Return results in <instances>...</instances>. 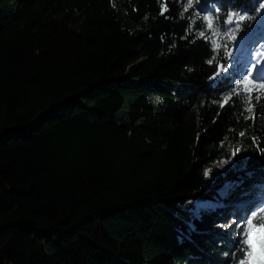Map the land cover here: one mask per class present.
<instances>
[{
    "label": "trees",
    "instance_id": "trees-1",
    "mask_svg": "<svg viewBox=\"0 0 264 264\" xmlns=\"http://www.w3.org/2000/svg\"><path fill=\"white\" fill-rule=\"evenodd\" d=\"M200 3L0 0V264L247 261L219 191L264 206V94L236 79L264 7L207 0L209 29ZM235 148L246 168L209 179Z\"/></svg>",
    "mask_w": 264,
    "mask_h": 264
},
{
    "label": "rangeland",
    "instance_id": "rangeland-1",
    "mask_svg": "<svg viewBox=\"0 0 264 264\" xmlns=\"http://www.w3.org/2000/svg\"><path fill=\"white\" fill-rule=\"evenodd\" d=\"M201 4L202 3L198 5L200 10H198L197 12L200 16L204 17V22L208 23V21L205 20V16H208L207 7L202 10L200 7ZM209 8L214 9V5L210 4ZM262 23L264 24V22ZM248 33H251V36L245 42L255 40L256 37L254 36L255 34L253 33V31ZM237 53L238 52L234 54ZM244 57L246 62L242 64L241 72L238 77L242 76L245 73L246 68L249 69L250 71H253L254 73L255 70L252 69V63L257 64L258 63L257 61L260 59V57L264 58V44L257 43L254 49H249L247 53L244 54ZM250 81H251V77H247V76H245L244 79H238V83L243 86L245 91H248L249 93L257 92L264 94V91H261L258 88L257 82L255 81L250 82ZM237 149H239V151H236ZM232 151L233 153L235 152V157L231 158L230 160H223L220 162H216L210 167L208 172L209 179H211L212 181L216 180L219 177L220 173L227 172L228 169L230 168L232 169L235 168L239 172L243 171L246 168L247 160L249 158L248 153L242 150L241 148H235ZM232 192L233 191H231V193L229 194L231 201L229 204L226 205V210L228 211V214L224 216L223 229L229 227L231 224H235L236 216H240L241 214H244L245 216L250 213V215H248V219H252L253 217H255V219L253 220V228L251 229L252 234L254 237L258 236L259 235L258 226L264 225V224L256 223V221L259 222L262 221L260 217L263 211L261 209L264 206L261 203V199L258 196L250 197L252 195L251 191H246L244 194H242L241 191L234 192V194ZM246 201H253V205L249 207H244ZM193 205H194V209H200V214L211 208V205L206 203H193ZM257 205H259V207H257ZM253 208H255V211H252ZM246 229H247V223H246ZM259 258H260L259 250L257 249L256 253L254 254V257L248 256V259L245 262V264H247V262L250 259H255L256 261H259Z\"/></svg>",
    "mask_w": 264,
    "mask_h": 264
},
{
    "label": "snow or ice",
    "instance_id": "snow-or-ice-1",
    "mask_svg": "<svg viewBox=\"0 0 264 264\" xmlns=\"http://www.w3.org/2000/svg\"><path fill=\"white\" fill-rule=\"evenodd\" d=\"M200 7L202 10L204 8H206L207 7V0H205V3L201 4ZM256 7H264V5L260 4L257 0ZM191 8H193V0H187V6L183 10L186 12V11H188V9H191ZM220 10H221L220 7H217L215 9H213L212 11H213V13H215V12H219ZM164 12H167L166 6L163 8V11L161 12V14H163ZM233 14H235V9H233V13L228 14V23L232 22ZM239 19L244 20L245 16L241 15L239 17ZM205 20L208 21V27H209V29H211V27H212L211 18L209 16H205ZM261 22H264V16L260 17V21H258V24H261ZM261 27H264V24H262ZM200 35L202 36L203 32H201ZM250 36H251V33H245V35L241 37L240 44H238L237 47L239 48L247 39L250 38ZM208 62L209 63L211 62V54H209ZM252 69L255 70L254 73H253V71H250L249 69L246 68L245 73L240 77H236V79H244L245 76L251 77V81L257 82L258 88L261 91H264V67H261V66L257 65L256 63H252ZM216 76L219 77V80L217 81V86L226 85V87L230 91L234 81H226L225 77L220 76L219 72H216ZM229 99H230V97H226L224 99V102L222 104H220L219 106L221 108H224L225 105L228 104ZM247 111L250 112L251 108H248ZM236 151H239V149H237ZM233 156H235V152L233 153ZM205 175L207 176V173H205ZM235 187H236L235 184H232V183L226 184L220 190L219 195L221 197H227L231 193V191L234 190ZM257 207H259V205H257ZM261 210L264 211V208H262ZM252 211H255V208H253ZM193 214H194V216L199 217L200 209H194ZM248 215H250V213ZM248 215H245V216H242L239 218V222L237 224V229L239 231L243 232L242 243H243V245H246V250L248 251V255L250 257H254V254L256 253V251L258 249L260 258H259V261H256L255 259H250L247 262V264H264V225L258 226L259 235L254 237L251 229L253 228V220L255 219V217H253L252 219H248ZM245 221L247 223V230H245V228L241 227V225H243ZM240 264H245V261L241 260Z\"/></svg>",
    "mask_w": 264,
    "mask_h": 264
},
{
    "label": "bare ground",
    "instance_id": "bare-ground-1",
    "mask_svg": "<svg viewBox=\"0 0 264 264\" xmlns=\"http://www.w3.org/2000/svg\"><path fill=\"white\" fill-rule=\"evenodd\" d=\"M257 62H258L257 64H259V65H264V58L260 57V59Z\"/></svg>",
    "mask_w": 264,
    "mask_h": 264
}]
</instances>
